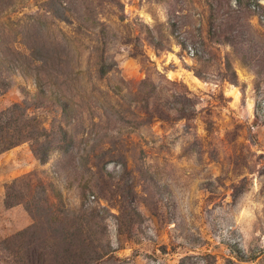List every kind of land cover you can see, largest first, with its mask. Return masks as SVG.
Instances as JSON below:
<instances>
[{
    "label": "rangeland",
    "instance_id": "1",
    "mask_svg": "<svg viewBox=\"0 0 264 264\" xmlns=\"http://www.w3.org/2000/svg\"><path fill=\"white\" fill-rule=\"evenodd\" d=\"M0 264H264V0H0Z\"/></svg>",
    "mask_w": 264,
    "mask_h": 264
},
{
    "label": "trees",
    "instance_id": "2",
    "mask_svg": "<svg viewBox=\"0 0 264 264\" xmlns=\"http://www.w3.org/2000/svg\"><path fill=\"white\" fill-rule=\"evenodd\" d=\"M29 135H19V137L16 138V140H10L6 138L4 135V132H0V152L6 149L11 148L12 146L18 144L21 140V138H34L35 135L32 133H28Z\"/></svg>",
    "mask_w": 264,
    "mask_h": 264
}]
</instances>
